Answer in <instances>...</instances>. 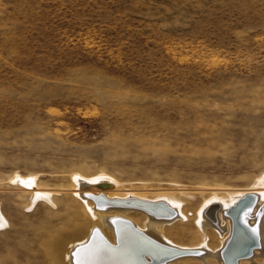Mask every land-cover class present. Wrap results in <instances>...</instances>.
Returning a JSON list of instances; mask_svg holds the SVG:
<instances>
[{
    "label": "rangeland",
    "instance_id": "1",
    "mask_svg": "<svg viewBox=\"0 0 264 264\" xmlns=\"http://www.w3.org/2000/svg\"><path fill=\"white\" fill-rule=\"evenodd\" d=\"M77 170L173 193L167 235L198 239L202 201L264 173V0H0V264H55Z\"/></svg>",
    "mask_w": 264,
    "mask_h": 264
},
{
    "label": "bare ground",
    "instance_id": "2",
    "mask_svg": "<svg viewBox=\"0 0 264 264\" xmlns=\"http://www.w3.org/2000/svg\"><path fill=\"white\" fill-rule=\"evenodd\" d=\"M79 172L70 174L67 186L68 196L80 209L81 220L74 221V228L68 232L55 230L48 235L47 253L55 264H145L141 257L144 251L166 259L161 264H264V173L247 187L226 189L225 195L213 191L194 215L196 227L181 228L175 233L179 237L182 233L195 236V232L199 238L181 243L167 235L168 230L175 228L166 227L168 224L176 219L187 220L182 202L173 193L168 195L167 191L159 190L146 195L119 185L104 172L96 171L93 175ZM11 178L13 185L27 195L29 204L42 200L57 206L58 200L52 198L56 191L42 187L32 175L16 174ZM130 196L136 199L128 203L141 208L108 201ZM0 224H6L1 214ZM131 225L151 239L143 238ZM154 241L195 251L170 258L168 250L157 247ZM255 243L258 245L249 254ZM241 255L244 256L236 263L235 259ZM144 258L148 259L145 255Z\"/></svg>",
    "mask_w": 264,
    "mask_h": 264
},
{
    "label": "water",
    "instance_id": "3",
    "mask_svg": "<svg viewBox=\"0 0 264 264\" xmlns=\"http://www.w3.org/2000/svg\"><path fill=\"white\" fill-rule=\"evenodd\" d=\"M104 184L105 183H101V185L100 186H104ZM108 186V185H107ZM136 198L134 197V196H130V197H126V198H108V201L109 202H112L113 204H115V205H121V206H133V207H140L139 205H133V204H130V203H128V201H130V200H135ZM241 199V198H240ZM119 202V203H114V202ZM106 203V204H110V203ZM253 202H254V198H253ZM252 202V203H253ZM237 203V202H236ZM236 205V204H235ZM141 208V207H140ZM175 212V211H174ZM131 227H132V229L135 231V232H137V233H139V234H142L144 237L143 238H146V239H151L149 236H147L145 233H143L141 230H138V229H136L134 226H132L131 225ZM252 236H254V235H252ZM258 240V237L256 236L255 237V241H257ZM155 242V241H154ZM156 244H157V247H159V248H163V249H165V250H168V256H170V258H172V257H174V256H177V255H181V254H185V253H191V252H193V251H195L193 248H179V247H174V246H169V245H165V244H162V243H157V242H155ZM257 243H258V241H257ZM257 243H255V245H253V247H251V249L249 250V254H251V251H252V249L255 247V246H257L258 244ZM108 245H110L109 243H108ZM111 246V245H110ZM116 246H118V244L117 245H114V247H116ZM247 253V254H248ZM247 254H245V256L247 255ZM248 254V255H249ZM144 255L145 256H147L148 257V259H145L144 258ZM242 256H244V255H241V256H238L236 259H235V262L238 260V259H240V257L242 258ZM141 257L143 258V260H144V263L145 264H161V262L162 261H165L166 259H164V260H161V259H159V258H155L151 253H149V252H146V251H144V252H142V254H141ZM168 259V258H167ZM237 263V262H236Z\"/></svg>",
    "mask_w": 264,
    "mask_h": 264
},
{
    "label": "snow or ice",
    "instance_id": "4",
    "mask_svg": "<svg viewBox=\"0 0 264 264\" xmlns=\"http://www.w3.org/2000/svg\"><path fill=\"white\" fill-rule=\"evenodd\" d=\"M3 225L2 224H0V227H2Z\"/></svg>",
    "mask_w": 264,
    "mask_h": 264
}]
</instances>
